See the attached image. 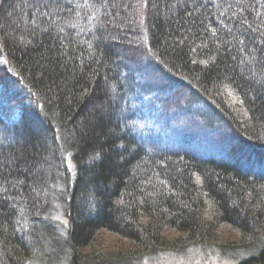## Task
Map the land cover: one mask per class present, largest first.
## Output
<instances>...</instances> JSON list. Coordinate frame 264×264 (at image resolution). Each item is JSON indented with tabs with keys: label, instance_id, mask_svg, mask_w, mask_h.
Wrapping results in <instances>:
<instances>
[{
	"label": "trees",
	"instance_id": "obj_1",
	"mask_svg": "<svg viewBox=\"0 0 264 264\" xmlns=\"http://www.w3.org/2000/svg\"><path fill=\"white\" fill-rule=\"evenodd\" d=\"M195 249L264 264V0H0V264Z\"/></svg>",
	"mask_w": 264,
	"mask_h": 264
},
{
	"label": "rangeland",
	"instance_id": "obj_2",
	"mask_svg": "<svg viewBox=\"0 0 264 264\" xmlns=\"http://www.w3.org/2000/svg\"><path fill=\"white\" fill-rule=\"evenodd\" d=\"M53 222H57L58 226H61L64 222H66V218L64 214L61 212H56L54 214ZM54 238L49 237L45 238L42 242L43 246L47 245H55L53 242ZM59 243L63 242L62 239H56ZM101 247L107 251H112L114 249L123 248L126 243L120 238L110 235L108 233H103L101 238ZM43 257V256H42ZM39 258H41L39 256ZM240 259L244 258V256H239ZM44 259V258H43ZM135 262V264H233L234 261L229 258H223L217 255H212L209 253H203L200 250H192V252H187L180 255L174 254H162L158 257ZM60 264V263H58ZM61 264H65V262H61ZM131 264V263H130Z\"/></svg>",
	"mask_w": 264,
	"mask_h": 264
}]
</instances>
